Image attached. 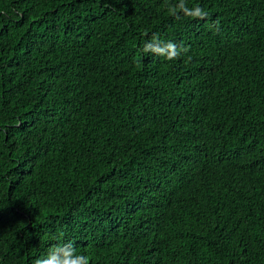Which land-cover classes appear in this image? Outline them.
Returning <instances> with one entry per match:
<instances>
[{"label": "trees", "instance_id": "obj_1", "mask_svg": "<svg viewBox=\"0 0 264 264\" xmlns=\"http://www.w3.org/2000/svg\"><path fill=\"white\" fill-rule=\"evenodd\" d=\"M178 2L0 0V264H264V0Z\"/></svg>", "mask_w": 264, "mask_h": 264}, {"label": "clouds", "instance_id": "obj_2", "mask_svg": "<svg viewBox=\"0 0 264 264\" xmlns=\"http://www.w3.org/2000/svg\"><path fill=\"white\" fill-rule=\"evenodd\" d=\"M168 11L172 16L177 18H179L178 11L182 12L185 16H192L201 19L208 15L207 12L200 8H187L184 0H179V2L174 7H170ZM141 51L144 54L153 53L155 55L163 56L168 60H174L181 54V50H178L177 44L171 41H160L155 36L144 43ZM35 264H89V261L86 256L76 254L72 244L69 243L60 248H54L45 258L37 259Z\"/></svg>", "mask_w": 264, "mask_h": 264}]
</instances>
